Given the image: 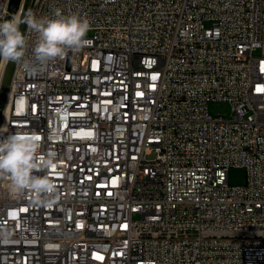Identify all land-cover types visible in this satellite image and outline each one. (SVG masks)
I'll use <instances>...</instances> for the list:
<instances>
[{"label": "built area", "instance_id": "2783aa9c", "mask_svg": "<svg viewBox=\"0 0 264 264\" xmlns=\"http://www.w3.org/2000/svg\"><path fill=\"white\" fill-rule=\"evenodd\" d=\"M55 9L87 16L90 43L38 75L16 63L0 139L40 136L59 199L0 178V264H264V0H30L25 16Z\"/></svg>", "mask_w": 264, "mask_h": 264}, {"label": "clouds", "instance_id": "9594fccd", "mask_svg": "<svg viewBox=\"0 0 264 264\" xmlns=\"http://www.w3.org/2000/svg\"><path fill=\"white\" fill-rule=\"evenodd\" d=\"M21 24L35 34L30 44L21 31ZM91 21L79 12L65 14L55 9L50 16L28 13L21 18L0 21V60L15 62L26 74L38 75L49 63L63 59L68 52H78L90 41L86 38ZM31 47V57L27 50ZM41 138L37 134L12 133L0 139V178L8 181L9 193L20 198L30 193L32 202L51 206L59 199L55 172L37 175L39 171L57 168L55 153L40 152Z\"/></svg>", "mask_w": 264, "mask_h": 264}, {"label": "rangeland", "instance_id": "374dc122", "mask_svg": "<svg viewBox=\"0 0 264 264\" xmlns=\"http://www.w3.org/2000/svg\"><path fill=\"white\" fill-rule=\"evenodd\" d=\"M7 5H9V0L7 1ZM21 3L20 1L16 4L13 12H9V16L7 18L12 19L17 10H20ZM6 18V19H7ZM87 36H91V33L88 32ZM3 60H0V66L2 67ZM208 111L211 115H221L225 118H229L231 116V108L226 103H211L208 106ZM227 180L228 184L232 186H241L245 181V171L243 168L233 167L230 168L227 172ZM133 219H138L137 215L133 216Z\"/></svg>", "mask_w": 264, "mask_h": 264}, {"label": "bare ground", "instance_id": "6f19581e", "mask_svg": "<svg viewBox=\"0 0 264 264\" xmlns=\"http://www.w3.org/2000/svg\"><path fill=\"white\" fill-rule=\"evenodd\" d=\"M9 1L15 2L16 0H9ZM19 1L21 3V8H22L24 0H19ZM8 7H10V5H7V8ZM21 8L20 10H17V12L14 14L13 17L15 16L21 17ZM24 29H25V24H23L22 32H24ZM1 64L2 67L0 66V122L7 113L8 83L14 71L16 63L11 61L8 62L3 61V63Z\"/></svg>", "mask_w": 264, "mask_h": 264}, {"label": "water", "instance_id": "95a60500", "mask_svg": "<svg viewBox=\"0 0 264 264\" xmlns=\"http://www.w3.org/2000/svg\"><path fill=\"white\" fill-rule=\"evenodd\" d=\"M18 2H19V0H16L15 2L9 1L10 7H8V12H13L16 4ZM29 3H30V0H24V3H23L22 8H21V18H23L25 16L26 11L28 10V7H29ZM6 20H10V19L7 18ZM22 28H23V24H21V26H20L21 31H22Z\"/></svg>", "mask_w": 264, "mask_h": 264}]
</instances>
